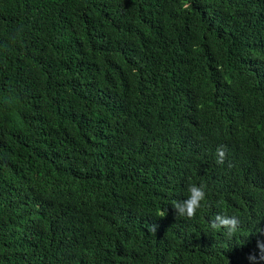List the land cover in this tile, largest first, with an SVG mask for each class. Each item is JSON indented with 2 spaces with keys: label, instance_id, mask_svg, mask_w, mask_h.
<instances>
[{
  "label": "trees",
  "instance_id": "1",
  "mask_svg": "<svg viewBox=\"0 0 264 264\" xmlns=\"http://www.w3.org/2000/svg\"><path fill=\"white\" fill-rule=\"evenodd\" d=\"M257 240L264 0H0V264H249Z\"/></svg>",
  "mask_w": 264,
  "mask_h": 264
},
{
  "label": "clouds",
  "instance_id": "2",
  "mask_svg": "<svg viewBox=\"0 0 264 264\" xmlns=\"http://www.w3.org/2000/svg\"><path fill=\"white\" fill-rule=\"evenodd\" d=\"M226 149L221 145L216 150L217 164H223L225 159ZM187 198L174 201L172 208L175 216L184 217L188 220L196 216L197 210L201 208L202 202L206 200V185L190 183L187 186ZM163 218L166 215V210L160 213ZM240 227V220L236 215L217 214L209 221V228L212 230H224V235L228 238L234 236ZM153 232L156 231V226H151ZM256 247L258 253L250 254L248 257L249 264H261L264 261V241L257 240Z\"/></svg>",
  "mask_w": 264,
  "mask_h": 264
}]
</instances>
